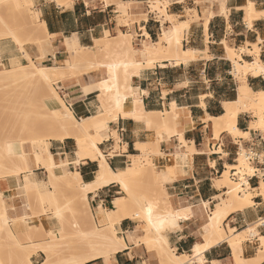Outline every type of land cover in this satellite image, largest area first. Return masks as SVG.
I'll return each mask as SVG.
<instances>
[{"label":"crops","instance_id":"crops-1","mask_svg":"<svg viewBox=\"0 0 264 264\" xmlns=\"http://www.w3.org/2000/svg\"><path fill=\"white\" fill-rule=\"evenodd\" d=\"M32 1L36 12L38 11L39 19L46 24L48 33L54 36L52 55L48 54L50 65L64 61L68 46L72 47L73 43L78 48L92 47L96 39L103 38L107 32L116 36L118 31H134L140 38L137 40L138 46L142 47L145 40L144 30L150 36V41L154 42L160 38L164 26L171 24L167 30L172 28V23L165 20L164 7L160 6V10L151 11L150 0H121L123 8L126 10L125 5H127L129 13L134 18H138L130 29L118 26L117 7L120 6L117 3L107 6L104 0H76L65 6H59L53 0ZM249 1L255 4L257 11L262 10L260 0H164L163 2L160 0L165 4L167 15L178 19L180 23H189V29L184 35V45L185 49L195 52V60L181 66H173L170 62H164V66L156 63L154 67L142 70L131 81L135 93L141 98V106L145 112L163 114L171 112L174 105L179 117L176 133L172 136L166 132L162 134L161 157L153 159L155 167L160 169V172L169 173L168 177L163 178L165 180L163 186L174 205L190 204L192 209L188 219L176 220L174 222L176 227L168 228L165 232L170 248L178 254L192 253L196 244L204 243L207 217L212 212V206H215L217 200L223 199L221 196H224L226 191L217 189L215 185L226 170V166H234L232 164L237 162L239 148L248 149L256 146L255 149L264 155V143L258 140L259 136L264 137V132H251L249 140L234 139L231 136L229 138V135L224 133L219 140H216L212 124L205 122L207 116L211 118L222 116L223 104L235 101L238 96L239 82L232 74L233 64L228 59L226 45L236 51L241 48L252 50V45H257L260 49L259 58L264 63V48L260 44V41L264 40V35L260 34V28L257 27L261 23L260 19L252 22L255 32L247 27L248 16L245 7ZM206 21H208L207 26H205ZM254 35L257 39H253ZM242 57L248 62H255V57L247 53H243ZM23 61V53L13 40H0V68H11L16 62ZM101 75L105 77L103 72ZM94 82L92 76L59 82L65 105L78 119L89 118L101 110L98 92L86 94L82 89ZM247 82L253 91L264 90V78L248 75ZM252 122L250 114L241 113L237 127L243 132H249ZM104 131H94L103 138V142L99 145L100 151L104 154L111 152L117 145L119 148L112 155H105L108 165L115 172L128 168L132 160L141 155L136 148L137 144L155 143L158 140L157 131L148 130L145 123L133 118H123L122 115H119L116 122H110L107 135ZM111 133L118 136V144ZM180 133L183 134L188 146L193 145L195 148L194 153L187 156L185 161L177 158L178 152L187 151L179 139ZM79 152L76 142L71 139L50 143V153L56 164L62 157L71 164L70 169L77 172L84 183H93L100 171L99 162L90 158L79 160L77 155ZM167 154L175 156V163H167L162 159ZM43 158H47L45 153ZM30 161L31 169L28 168L33 171L32 176L23 174L19 177L22 180L0 179V196L4 200L7 215L12 220L22 218L26 214L27 196L22 193L20 187L25 177L29 176L40 186H44L49 178L43 166H37L34 159ZM176 164L179 166L178 170L174 167ZM249 183L252 188H257L256 180H251ZM119 194L121 187L111 184L100 189L95 195L90 193L88 201L91 209L93 208L97 214L100 207L111 209L113 200ZM259 199L262 198H255L253 208L251 206L236 212L225 221L227 233L229 227L236 229L235 233H237L245 230H240L244 226L253 225L257 219L264 218V201L261 202ZM30 223H35L34 226L42 225L47 231L54 230L48 218L44 216L33 218ZM142 226V222L124 219L120 224V235L124 236L136 228L142 230ZM259 234L264 236V231H259ZM253 238L255 240H247L242 245L243 257L247 260L255 259L261 250L258 237ZM204 257L206 264H235L231 248L226 243L207 250ZM45 259V254L39 253L31 258V262L40 264ZM106 261L108 264H161L158 251L149 250L146 245L140 243H128L124 250L115 255L96 258L85 264H97V262L105 264Z\"/></svg>","mask_w":264,"mask_h":264},{"label":"bare ground","instance_id":"bare-ground-1","mask_svg":"<svg viewBox=\"0 0 264 264\" xmlns=\"http://www.w3.org/2000/svg\"><path fill=\"white\" fill-rule=\"evenodd\" d=\"M53 1L59 6H65L76 0ZM104 1L107 6L114 3L123 6L121 0ZM249 3H252L255 12L259 13L255 8V4L251 1ZM33 4L32 0H13L12 10L21 19L26 20V23L30 21L31 25L39 26V31L42 35L39 36L40 38H34L35 40L32 38V41L36 42V47L39 50H44L46 53L40 62L35 64L24 48V44H20V48L24 50L25 58L30 60L29 65L23 66L16 62L12 70H7L4 67L0 68V134L2 135L6 130L11 131L12 129L20 134L34 137V144H37L35 140L43 134H57L51 139L43 141V153L47 155V158H43V154L36 152V165L43 166L47 170L52 184L54 181H58L71 196L81 198L85 202L87 210H90L88 201L90 193L95 195L100 189L111 184H117L121 187V194H124V196L119 195L113 200L111 209L100 207L96 214L95 224L97 227H101V230L95 228L92 233L96 243L103 247L92 250L90 254L77 260L74 264H85L96 258L115 255L119 251L124 250L128 243H140L146 245L149 250L156 251L161 247L167 248L170 253L165 258L166 264H206L205 252L223 243L228 244L231 248L235 264H261L264 262V236L259 234L257 228H247L235 233L236 229L229 227V234L225 230V221L232 214L253 206L255 198H262L257 196L256 193L264 191V187H262L264 181H261L257 188H252L247 178L241 175L239 182L233 183L229 178V171L237 170L236 165L226 166V170L217 180L216 188L226 190L224 194L228 198L226 200L222 199L221 203L219 202L220 204L216 205L215 210L208 215L206 221L207 229L205 228L207 233L205 236L203 235L204 243L196 244L192 249L191 255L178 254L175 250H172L165 234L166 229L170 227V221L188 219L191 216L192 209L190 207L174 209L172 204L167 202L163 206L157 203L153 204V206L145 204L144 207L140 208L139 213L134 210L137 205V199L132 187L134 182L137 180L157 181L169 176L168 172H154L151 169L143 170L138 158L146 154L150 146L160 153L162 134L164 132L168 133L169 136L175 134L179 125V117L174 105H172L171 112L163 114L145 112L141 106V98L139 94L135 93L131 81L134 76H138L142 70L148 67L145 66L146 64L150 66L160 63L161 66H164V62H170L173 66H181L194 61L195 52L191 49H185L183 46L184 35L189 29V23H180L173 16L167 15L165 4L159 0L154 3L153 8L156 10L160 9V6L164 7L165 20L172 23V28L163 30L159 40L156 42L150 41V36L144 30L145 40L143 41L142 51H139L140 53L133 48L130 42L131 39H129L131 35L126 34L127 32L120 31L114 37H111L110 33L107 32L103 38L96 39L95 46L77 48L73 45L69 50L70 57L65 59L60 65L47 66L45 63L51 62L48 54L52 53L51 39L54 36L48 33L46 24L39 19L38 11L27 9V6H32ZM245 10L248 22L252 23L254 20L259 19L258 16L256 18L249 16L248 5ZM27 11L31 13L30 18L26 15ZM207 24L208 21H206L205 26ZM4 39H16V37L10 33ZM252 46V50L241 48L236 51L226 45L225 49L228 59L233 64L232 74L238 80L239 87L237 99L223 104L224 114L222 116L217 118L207 116L205 120L206 123L212 124L216 140H219L224 133L237 139L247 138L253 131L264 132V90L253 91L247 82L248 75L264 78V63L259 58L260 49L257 45ZM100 53L107 54L109 57L110 53H112L117 59L113 62L103 61L105 56H102L104 59L100 58ZM243 53L254 56L255 62L251 63L244 60L242 57ZM102 72L105 77H102ZM91 76L102 91L98 98L104 110L100 115L78 119L69 107L65 105L62 95L53 85L58 81ZM107 76L112 78L116 84L118 93L114 98V105L120 111L119 115H122L123 118H133L143 122L148 130L157 131L158 134V140L155 143L137 144L136 148L141 152V155L134 158L128 168L117 172L110 168L106 156L99 149L103 138L94 132L103 128L105 116L110 113L107 108V98L104 91ZM241 113L252 114L256 118V121L250 124L249 132H243L237 127L238 117ZM119 115L115 118V121L118 120ZM178 135L184 147L195 151L193 145L191 147L188 146L183 134L180 133ZM67 139L76 142L80 150L79 160L90 158L99 162L100 171L93 183H84L80 175L70 169L71 164L62 157L58 164L54 161L55 159L50 153L51 141L65 142ZM0 147L2 146L0 145ZM98 153L99 158H97ZM19 156L22 159L24 168L28 170V175L32 176L33 171L27 166L23 147ZM239 162L244 171L251 172V167L246 162V159L245 161L239 159ZM1 165L2 162L0 167ZM118 173L123 175H118ZM18 174L15 170L5 171L0 173V179L13 180L14 176ZM29 176L25 177L23 182L21 181L20 187L22 191L29 195L34 191L43 205L53 206L56 204L58 192L54 194L51 190L44 189L45 186H40L31 180ZM98 177L99 180H97ZM262 200L264 201V198ZM84 202L81 203L82 206ZM32 203V200L29 203L27 202L26 209L28 211L32 210ZM82 206L81 208L86 210ZM148 207L152 208L151 223H149L147 213ZM77 212L82 216L84 213L89 214L88 211L80 212L78 210ZM124 219L144 223L143 229L139 230L136 228L134 231L121 236L120 224ZM161 221L164 222L163 225H161ZM249 229H252V231H249ZM24 233L29 237L26 245L20 243L17 234L10 228L7 209L4 206V200L0 196V264H23V261L26 264H32L31 258L39 253L45 254L48 258L40 264H50V252L59 248L62 240H64L63 237H65V235L62 236L60 234L59 238L54 232L46 231L42 225L28 226ZM132 234H135L134 242H127L125 237ZM247 234L251 237H258L261 243V250L258 256L251 260L243 257L242 245L246 240ZM18 249H21V251Z\"/></svg>","mask_w":264,"mask_h":264},{"label":"rangeland","instance_id":"rangeland-1","mask_svg":"<svg viewBox=\"0 0 264 264\" xmlns=\"http://www.w3.org/2000/svg\"><path fill=\"white\" fill-rule=\"evenodd\" d=\"M96 1V0H93ZM102 1V0H100ZM159 0H150V9L151 11H154L155 9L153 8L154 3ZM162 2L164 0H161ZM12 3L13 0H0V40H3L4 37L7 34H14L16 39H10L13 40L14 44L20 49V51L23 53L24 56V61L22 63L18 62L19 64L23 66H27L30 63V60L25 58L24 55V50L20 48V44H24V48L26 51L29 53L31 60L35 63L38 64L40 62L41 58L45 56V51L44 50H39L36 47V42H33L32 40L35 38H40L42 34L39 31V26L37 25H31L28 21L26 23V20L21 19L16 13L14 14L12 10ZM120 6V5H118ZM126 6V10L123 8V6H120L119 8L117 7V24L118 26H125L127 29H130L135 22V20H138V18H134L128 11V6ZM27 9L30 11H36L34 6H27ZM157 10H160L159 8ZM30 11H27L26 15L28 18H30ZM30 20V19H29ZM178 20V19H177ZM170 26H164L163 30H166ZM127 32L126 34H130L131 37H129L130 42L135 50L142 51V47L138 46L139 42L137 41L138 36L135 35L134 31H124V33ZM129 32V33H128ZM162 33V32H161ZM160 33V35H161ZM119 34V31H118ZM117 34V35H118ZM159 35V37H160ZM34 36V37H33ZM111 37H114V35H110ZM33 38V39H32ZM34 39V40H35ZM159 38L154 40V42L158 41ZM113 41V40H112ZM52 42V39H51ZM114 42V41H113ZM96 41L94 42L93 46H95ZM74 45V43H73ZM72 45V46H73ZM183 46L184 48V41H183ZM71 46H68V51L70 50ZM78 48V47H77ZM141 49V50H140ZM66 54V58L70 57V51ZM140 53V52H139ZM100 53V58H103L102 56H105V59L103 61L106 62H113L116 61V57L113 56L112 53H110V57L107 56V54L104 55V53L101 55ZM109 54V53H108ZM52 55V53L50 54ZM92 57V56H91ZM107 57V58H106ZM143 60V59H142ZM63 62V61H62ZM62 62L54 65H50L48 62L45 63L47 66H55V65H60ZM156 64V63H155ZM154 64V65H155ZM154 65H148L146 64L145 66H148L147 68H152ZM14 66L11 68H6L7 70H12ZM74 79V78H73ZM60 81L55 82L53 87L60 93ZM82 89L87 93H93L94 91L98 92L99 94H102V91L100 90V86L94 82L93 84L87 85L82 87ZM105 95L107 98V108L108 111L110 112L107 116H105V123L103 125V128L101 130H97L98 132L105 130L104 134L107 135V132L109 131V124L110 122L115 121V118L120 114V111L118 108L115 107L114 105V98L117 95L118 91L116 88V84L112 78L109 76L106 77L105 81ZM61 95V93H60ZM62 97V96H61ZM103 106L101 104V110L96 114L100 115L101 112H103ZM251 119L253 122L256 121V118L250 114ZM14 131V132H13ZM251 134V133H250ZM57 134H43L42 136L38 137L35 141H37V144H34V137L27 136L20 134L19 132L12 130L11 131H5L4 134H0V140L1 143L0 145V164L2 162V165L0 167V173H3L5 171L9 170H15L19 174L17 176H14L15 178H19L21 175H26L28 174V170H26L23 166V162L20 155V151L22 147L24 148L25 151V157L27 160L28 167L30 168L31 166V159H34L36 162V152L43 154V148H42V143L45 140L51 139ZM227 135V134H226ZM117 140V135L114 136ZM250 137V135H249ZM247 137L249 140L250 138ZM230 138V136H229ZM42 141H41V140ZM40 141V142H39ZM236 141V140H234ZM4 144V145H3ZM4 147V148H3ZM3 150H2V149ZM117 151L119 150L118 145L115 148ZM77 150V149H76ZM186 152H178L177 158L182 159L185 161L187 156L192 155L194 151H191L190 149L186 148ZM245 151V148L242 147V152ZM19 152V153H18ZM161 157V154L157 152L156 149H154L152 146L149 147L148 151L146 154L141 155L138 160L143 168V170H148L151 169L154 172H160V169H157L153 163V159L156 157ZM3 159V161H2ZM239 159H244L242 155L239 156ZM239 159L237 160L238 162H234L232 165H237L239 163V167L236 169H242ZM247 162V161H246ZM248 163V162H247ZM30 165V166H29ZM175 169L178 170L179 166L176 164ZM31 169V168H30ZM171 169L169 168L168 171ZM231 173V171H229ZM246 171L243 170L241 172V176H244L243 174ZM247 173H249L247 171ZM20 175V176H19ZM239 176V178L241 177ZM230 178V174H229ZM232 181V179L230 178ZM164 179H159L157 181H141L137 180L133 184V189H134V195L137 199V205L135 206V209L138 213L140 212V208L144 207L145 204L149 206H153V204L157 203L160 206H163L165 203L170 202L173 206L174 209H181L184 207H190V204H184L180 206L174 205V203L171 201V199L168 197L165 186H163ZM233 183H237L235 181H232ZM239 182V181H238ZM56 184V185H55ZM44 189L46 190H51L52 192L57 193L58 199L56 204L53 206H48V205H43L41 201L39 200L38 196L36 193L33 191L29 194H26L25 192L22 191L23 194L27 196V201L25 199V211L26 214L19 219L12 220L8 217V222L10 228L14 231L15 234H17V238L20 241L21 244H25L29 241V237L25 235L24 231L28 228V226H33L35 223H30L33 218H40L44 216L45 218H48L49 222L51 223L52 229H54L51 232H54L57 234L60 238V234L65 237H63L64 240H62L61 246L59 248H56L50 252V264H74L77 260L85 257L86 255L90 254L92 250L102 248L103 246L100 245L99 243H96L93 237V230L95 228H98L101 230V227H97L95 224V211L93 208L91 209L90 205V210H87V206L85 205V202L80 198H75L71 196L69 193L66 192L65 189H63L62 184L58 181H54L52 184L50 179L47 178V183L44 185ZM259 185L256 184L255 187H258ZM22 190V189H21ZM24 195V196H25ZM120 196H124V194H119ZM118 195V196H119ZM223 199L226 200L228 196L224 195L221 196ZM30 200H32V210L28 211L26 209V204L27 202L29 203ZM259 201L262 202V199H259ZM83 206L81 203H83ZM221 203L220 200H217L215 202V206L211 208V211H214L216 208V205L218 203ZM141 203V204H140ZM143 203V204H142ZM219 203V204H220ZM141 205V206H140ZM82 207H85L82 209ZM252 206L251 208H253ZM88 211V213H84V215L78 214V210L81 211ZM58 214V215H57ZM27 217V218H26ZM30 217V218H29ZM144 224V223H143ZM142 224V225H143ZM171 228V227H169ZM247 228H257L258 231H261L262 229L258 227V224L255 223L250 226H244L240 230L247 229ZM143 229V227H142ZM168 229V228H167ZM166 229V230H167ZM62 230V231H61ZM47 231V230H46ZM60 232V233H59ZM166 232V231H165ZM229 232V231H228ZM229 234V233H228ZM255 240V238L251 237L249 234L246 235V240ZM244 241V242H245ZM21 251V249H18ZM170 251L166 248H160L158 250V254L161 260V264H166V256H168ZM191 253L187 254L190 255ZM47 258V257H46ZM48 259V258H47ZM25 260V258H24ZM23 264H26L25 261H23Z\"/></svg>","mask_w":264,"mask_h":264},{"label":"built area","instance_id":"built-area-1","mask_svg":"<svg viewBox=\"0 0 264 264\" xmlns=\"http://www.w3.org/2000/svg\"><path fill=\"white\" fill-rule=\"evenodd\" d=\"M258 140L260 142L264 143V137L259 136ZM255 148H256V146H252L248 149H245V151L242 152V148L240 147L238 152H237V160H238L240 155H242L246 159L249 166L251 167V172L250 173L245 172L243 174L244 177L247 178V180L249 182L251 180H256L259 184L261 181H264V178H262L260 175L261 172H264V164L261 163V161L264 160V155L259 153ZM162 159L165 160L167 163H171V162L175 163V161H176L175 156H172L169 154L162 157ZM236 166L239 167V163H237ZM241 172H243V169L232 170L230 173V178L232 179V181L238 182L239 176L241 175ZM262 219H264V218H259L256 221V223L258 224V227L261 229H262V227H264L260 224V221Z\"/></svg>","mask_w":264,"mask_h":264},{"label":"snow or ice","instance_id":"snow-or-ice-1","mask_svg":"<svg viewBox=\"0 0 264 264\" xmlns=\"http://www.w3.org/2000/svg\"><path fill=\"white\" fill-rule=\"evenodd\" d=\"M260 3H261V9L262 10L259 11V13L255 12L254 5L252 3L248 4V9H249V16L250 17H252V18H256L257 16L259 17L261 23L259 25H257V27L260 28V34L264 35V0H260ZM247 27L249 29H253V32H255V29L253 28V24L251 22H248ZM253 39H257V37L254 35ZM260 44H261V47L264 48V40H261ZM111 135L112 136H116L115 133H111ZM118 143H119V139L117 137V144ZM101 147H103V145ZM115 151H116V149L113 148L111 152H106V153H104V155H112L113 152H115ZM77 155H79V154L77 153ZM97 158H99V153L97 154ZM78 162L79 161H77V163ZM261 163L264 164V160H262ZM213 167H215V165H213ZM118 175H123V174L118 173ZM260 175H261L262 178H264V172H261ZM97 180H99V177L97 178ZM262 187H264V185H262ZM256 195L264 198V191L257 192ZM147 213H148L149 223H151V215H152V208L151 207H148ZM163 223L164 222L161 221V225H163ZM169 223H170V227L171 228L174 229L176 227V225H175V223L173 221H170ZM260 224L262 226H264V219H262L260 221ZM249 231H252V229H249ZM262 231H264V227H262ZM134 236H135V234L129 235L128 237H125V240L127 242H134ZM97 264H99V262H97ZM105 264H108V262L106 261Z\"/></svg>","mask_w":264,"mask_h":264}]
</instances>
